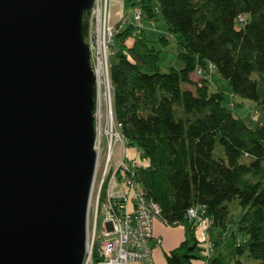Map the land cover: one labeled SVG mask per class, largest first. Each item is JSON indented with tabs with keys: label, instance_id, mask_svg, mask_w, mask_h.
<instances>
[{
	"label": "trees",
	"instance_id": "16d2710c",
	"mask_svg": "<svg viewBox=\"0 0 264 264\" xmlns=\"http://www.w3.org/2000/svg\"><path fill=\"white\" fill-rule=\"evenodd\" d=\"M123 3L124 12L141 10L150 26L166 25V31L141 28L134 21L124 26L115 38L110 77L126 147L149 162L133 171L134 179L161 207L167 225L186 229L185 241L166 255L167 264L202 260L196 225L187 218L198 205L213 218L210 264H246L240 259L246 253L264 264V125L251 129L227 105L222 89L212 90L208 80L192 77L198 65L213 63L215 77L228 82L234 96L264 109V0ZM83 29L86 38V13ZM172 42L180 68L162 64ZM234 200L243 208L235 226L226 206ZM229 227L233 233L227 240L222 237ZM213 228L221 231L217 240Z\"/></svg>",
	"mask_w": 264,
	"mask_h": 264
},
{
	"label": "water",
	"instance_id": "95a60500",
	"mask_svg": "<svg viewBox=\"0 0 264 264\" xmlns=\"http://www.w3.org/2000/svg\"><path fill=\"white\" fill-rule=\"evenodd\" d=\"M95 0H0V264H84L97 172Z\"/></svg>",
	"mask_w": 264,
	"mask_h": 264
},
{
	"label": "built area",
	"instance_id": "2783aa9c",
	"mask_svg": "<svg viewBox=\"0 0 264 264\" xmlns=\"http://www.w3.org/2000/svg\"><path fill=\"white\" fill-rule=\"evenodd\" d=\"M86 14L88 31L85 42L89 46L91 65L97 80L95 116L97 119L102 117L103 105L100 97L104 87L109 94L110 113L113 117L114 90L110 77V61L116 54V36L124 26L133 21L125 19L124 15L118 24L112 25L110 0H95L92 9ZM143 19L142 11L137 10L133 20L141 28ZM239 22L244 23L245 17L241 16ZM216 70L213 63H208L198 65L195 73L202 80L213 84ZM120 140L125 142L124 137ZM113 148L112 142L107 164L101 173V145L97 138L98 163L90 199L84 264H153V242L155 246L162 244V239L154 236V224L158 220L165 225L167 222L162 218L161 207L146 197L134 179L133 171L141 167L137 161L132 160L127 164L124 159L116 168L111 167ZM187 218L196 225V237L203 257L199 264H210L215 254L210 230L213 218L206 216L205 206L199 205L188 210Z\"/></svg>",
	"mask_w": 264,
	"mask_h": 264
},
{
	"label": "rangeland",
	"instance_id": "374dc122",
	"mask_svg": "<svg viewBox=\"0 0 264 264\" xmlns=\"http://www.w3.org/2000/svg\"><path fill=\"white\" fill-rule=\"evenodd\" d=\"M123 0H110V10H111V24L116 25L122 20V16L125 15V19H131V21H134V15L135 10H127L124 12L123 10ZM142 25L147 28L148 30L152 31H166V25L163 21H159L155 24V26H150L149 24L142 22ZM133 42H129L130 46H133ZM117 50V47H115ZM166 51L162 54V64L166 67L168 66H174L176 68H180L179 63L176 60V55L178 53V47L175 42H172L169 47L165 49ZM111 63V61H110ZM257 75H254L256 77ZM192 77L196 82L201 81L202 79L199 78L196 73L192 74ZM213 84H212V90H218L222 89L226 96V102L227 105L232 110H234V114L236 117L243 118V120L246 122V124L251 129H256L259 126L264 125V109L260 107L257 103L254 101L244 99L239 96H234L231 92V88L228 82L219 81V79L215 76H213ZM184 89L191 88L192 90H195V87L183 85ZM102 105H103V113L102 117L97 119L96 117V131H97V138L98 143L101 145V167L100 171L102 173V170L105 168L107 164V159L110 154V145L113 142L114 145V153L112 156L111 161V167L116 168L117 165L120 164L124 159L125 163H130L132 160L137 161L141 165V167H146L148 165V161L142 159L141 153L139 151H136L135 154H132L133 152L128 151V148L126 147V144L124 140H120V138L123 137L120 126L116 120L115 113L113 114V117H111L110 113V104H109V94L106 88L103 87L102 89V95L100 97ZM258 118V119H257ZM114 126V129L117 133H119L120 138H115L113 140L110 135H101L99 132L100 126H103L105 128H110L111 126ZM226 206L228 207V210L230 212V220L234 223V226L241 220L243 215V208L241 207L238 200H234L232 202L226 203ZM230 224L229 226H231ZM219 231V228H213L212 234L215 235L216 232ZM231 235L227 238L229 240ZM243 238V236H241ZM240 259L245 262L246 264H257V262L253 261L248 257V254L240 256Z\"/></svg>",
	"mask_w": 264,
	"mask_h": 264
},
{
	"label": "crops",
	"instance_id": "0c3cea01",
	"mask_svg": "<svg viewBox=\"0 0 264 264\" xmlns=\"http://www.w3.org/2000/svg\"><path fill=\"white\" fill-rule=\"evenodd\" d=\"M133 42L130 40L129 42ZM194 79V78H193ZM128 151L133 152L132 154L136 153V149H128ZM234 228V227H233ZM232 228L229 227L227 234L224 237H229L232 234ZM221 231H217L215 235L212 234L214 239H218L220 237ZM154 236L160 237L162 239V244L160 246H154L153 250V264H167L166 262V255L173 251L174 249L178 248L186 239V229L182 225L177 226H168L165 225L162 221H156L154 224ZM240 238V237H239ZM227 239V238H226ZM129 264H146L144 262H131Z\"/></svg>",
	"mask_w": 264,
	"mask_h": 264
},
{
	"label": "bare ground",
	"instance_id": "6f19581e",
	"mask_svg": "<svg viewBox=\"0 0 264 264\" xmlns=\"http://www.w3.org/2000/svg\"><path fill=\"white\" fill-rule=\"evenodd\" d=\"M99 132H100V134L103 136V135H105L104 133H106L107 135H110V137L113 139V140H115V138H120V135H119V133H117L116 131H115V129H114V126L112 125L110 128H105V127H103V126H100V128H99Z\"/></svg>",
	"mask_w": 264,
	"mask_h": 264
}]
</instances>
